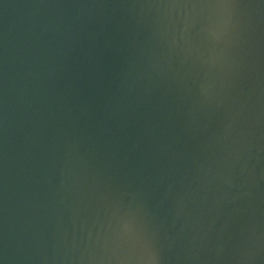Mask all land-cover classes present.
I'll return each mask as SVG.
<instances>
[{
  "label": "water",
  "instance_id": "1",
  "mask_svg": "<svg viewBox=\"0 0 264 264\" xmlns=\"http://www.w3.org/2000/svg\"><path fill=\"white\" fill-rule=\"evenodd\" d=\"M0 264H264V0H0Z\"/></svg>",
  "mask_w": 264,
  "mask_h": 264
}]
</instances>
